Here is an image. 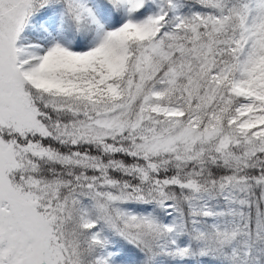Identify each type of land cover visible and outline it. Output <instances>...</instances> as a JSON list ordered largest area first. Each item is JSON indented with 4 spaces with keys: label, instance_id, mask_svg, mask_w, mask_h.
<instances>
[{
    "label": "snow or ice",
    "instance_id": "snow-or-ice-1",
    "mask_svg": "<svg viewBox=\"0 0 264 264\" xmlns=\"http://www.w3.org/2000/svg\"><path fill=\"white\" fill-rule=\"evenodd\" d=\"M0 264H264V0H0Z\"/></svg>",
    "mask_w": 264,
    "mask_h": 264
}]
</instances>
